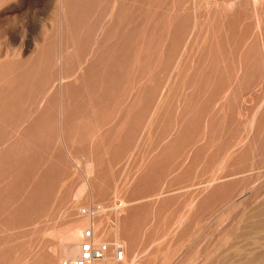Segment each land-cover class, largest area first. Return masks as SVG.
<instances>
[{
	"label": "rangeland",
	"instance_id": "rangeland-1",
	"mask_svg": "<svg viewBox=\"0 0 264 264\" xmlns=\"http://www.w3.org/2000/svg\"><path fill=\"white\" fill-rule=\"evenodd\" d=\"M79 221L116 264H264V0H0V264Z\"/></svg>",
	"mask_w": 264,
	"mask_h": 264
},
{
	"label": "built area",
	"instance_id": "built-area-1",
	"mask_svg": "<svg viewBox=\"0 0 264 264\" xmlns=\"http://www.w3.org/2000/svg\"><path fill=\"white\" fill-rule=\"evenodd\" d=\"M98 210L99 206L97 205L81 209L83 213L92 215L97 214ZM111 247L114 248L113 257L110 256ZM125 256L126 249L121 242H97L94 227L91 226L85 230L78 254L74 258L67 259L64 264H105L110 257L113 260L122 261Z\"/></svg>",
	"mask_w": 264,
	"mask_h": 264
},
{
	"label": "bare ground",
	"instance_id": "bare-ground-1",
	"mask_svg": "<svg viewBox=\"0 0 264 264\" xmlns=\"http://www.w3.org/2000/svg\"><path fill=\"white\" fill-rule=\"evenodd\" d=\"M83 234V223L79 221L71 225L67 231L66 239L71 241L64 242V252L67 255L77 254L80 250V238ZM97 240V238H96ZM108 264H116L113 259L109 260Z\"/></svg>",
	"mask_w": 264,
	"mask_h": 264
}]
</instances>
